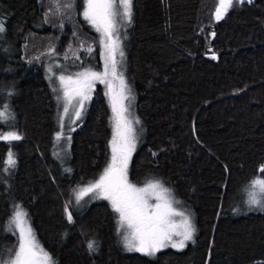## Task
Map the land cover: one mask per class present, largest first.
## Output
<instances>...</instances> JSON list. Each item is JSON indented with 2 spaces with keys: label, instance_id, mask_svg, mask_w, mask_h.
Instances as JSON below:
<instances>
[{
  "label": "trees",
  "instance_id": "obj_1",
  "mask_svg": "<svg viewBox=\"0 0 264 264\" xmlns=\"http://www.w3.org/2000/svg\"><path fill=\"white\" fill-rule=\"evenodd\" d=\"M218 2L132 0L131 23L122 31L142 128L129 179L168 186L196 225L185 248L152 257L122 245L105 202L66 218L73 188L105 166L111 132L106 87L98 84L71 135V170L61 169L53 154L58 101L44 52L50 43H71L82 55L85 47L59 34L93 35L79 13L81 0L76 25L50 15L46 0H0V86L9 80L13 87L8 98L0 89V109L7 105L9 113L0 134L21 136L0 141V258L17 242L8 220L18 204L54 264H264V211L233 212L252 177L264 176V0H234L216 20ZM9 148L15 166L6 171Z\"/></svg>",
  "mask_w": 264,
  "mask_h": 264
},
{
  "label": "snow or ice",
  "instance_id": "obj_2",
  "mask_svg": "<svg viewBox=\"0 0 264 264\" xmlns=\"http://www.w3.org/2000/svg\"><path fill=\"white\" fill-rule=\"evenodd\" d=\"M57 11L61 7L69 8L70 3L61 5V0H53ZM243 3L244 0H236ZM251 2V0H249ZM234 0H219L215 11V19L220 20L233 6ZM85 18L96 27L101 33L100 44L107 52L105 57L104 72H96L91 69H85L83 72L73 76L59 75L55 79L59 81V89L63 95L57 96L58 101H64V113L69 112V105L75 100L79 103L80 109L84 107V101L91 98L90 93L95 86V82L106 83L108 93L111 97L112 110L116 115L112 145V157L103 173L94 182H90L87 187L81 188L76 196L79 202L83 196L91 193L93 198L97 196L110 201L113 211L118 213L120 228L123 229V241L125 247L129 250L143 252L146 255H154L158 250L171 246L182 249L186 241H191L195 232L194 225L188 216L183 212H177L173 207L176 203L171 194V190L165 188L160 181H148L143 187H137L128 180V163L131 152L135 148L136 136L125 113L128 108L124 101L128 99L124 95L126 85L124 84L123 74H117L116 54L119 50L121 58L124 52L120 45V37L117 34L122 21L131 23L132 19V0H85ZM5 31L3 21H0V33ZM91 51V47L88 49ZM215 53H213V57ZM102 57L104 52L102 51ZM109 63L111 65V75L120 80L119 95L112 94V83L109 77ZM51 71V68L49 69ZM119 105V107H118ZM8 106L0 109V120H5L9 113ZM75 109L77 118L81 116V110ZM62 119V118H61ZM139 124V120L135 121ZM63 121L61 127L63 128ZM63 135L57 133V139ZM21 136L14 131L0 134V141H16ZM70 140V137H69ZM5 170L15 166V154L9 148L7 158L4 161ZM260 171L264 173V165ZM253 188L259 189L260 199L253 192L250 195V204H264V178L257 177L251 182ZM155 196L156 203L149 204V199ZM67 211V207L65 209ZM180 215L183 217L182 230H177V226L172 222V216ZM68 219L71 221V214ZM11 222L15 225V230L19 233L18 246L11 250L7 260L0 258V264H54L47 252L40 248L35 240L34 233L27 221V213L23 211L20 205L15 206V211ZM180 237V239H174ZM90 250L95 249L94 242H89ZM38 252L42 254V259L38 260Z\"/></svg>",
  "mask_w": 264,
  "mask_h": 264
},
{
  "label": "rangeland",
  "instance_id": "obj_3",
  "mask_svg": "<svg viewBox=\"0 0 264 264\" xmlns=\"http://www.w3.org/2000/svg\"><path fill=\"white\" fill-rule=\"evenodd\" d=\"M46 2H47V8H49V14L52 15L53 17L61 18V19L66 18L68 20H66V19L65 20L68 21V23H71L70 22L71 19H72V22H74V20L76 19L77 14H78V10L75 9L77 0H61V5L70 3L71 7H69V8L61 7L59 11L56 10L53 0H46ZM85 7H86L85 0H81V4L79 7V13H80L81 17L84 19V21L86 22V24L88 25V27L90 28V31H93L92 32L93 35L88 36V35H85L82 33L80 34V32H76V33L75 32L65 33L63 31L59 32L60 35L64 36L65 40H69L71 42H74V44H76L78 46H79V44H81L79 46V49L81 47H85L83 49L81 48L82 55H80L76 51L71 50V47L73 46V44L71 45V43H70V45L67 43H64L59 48L56 47V44L50 43L49 46L47 47L46 51L44 52V54L46 56V59H44V61H45L44 68H45L46 77H47L49 83L56 89H59L60 86H59V81L56 80L55 78L61 74L65 75V76H73V78L75 79L74 74L79 73V72H83L85 69H91L93 71L101 72V73L104 72V70H105V57L107 56V52H106V50H104L102 48V46L100 44L101 33L98 32L96 30V27L93 26V24H91L85 18L84 14H83L85 11ZM73 24L74 25L77 24L76 20ZM127 24L128 23L126 21H122L120 24V27L118 29V33H117L120 37V45H121V48L124 52V56H125V47H124L125 35L123 34L122 31L125 29ZM83 43H86V44L84 45ZM89 47H91V49H92L91 51L88 50ZM102 51L104 52V57H102ZM7 52L9 54H12L13 53L12 48H7ZM124 56H123V58H121L119 55V50L117 51V54H116V60L118 61V63H117V74H119V73L123 74L124 84L126 85L125 90H124V95L128 97V99H126L124 101V105L128 108V112L125 113L124 115L126 116V118L129 121L132 122V127L134 129V133L136 136L135 148L131 152L129 163H128V169H130V162H131L132 155L135 152L138 144L140 143V141L142 139V132H141L142 128H141L140 123L139 124L135 123V121L139 120V119H138L136 112H135L134 94H133L131 85L129 84V82H127L128 80H127V76H126V70H125L126 69V63H125V57ZM77 59L79 61H77ZM50 68H51V71H49ZM109 73L110 74H109L108 79L112 83V94L118 96L119 92H120V87H121L120 80L112 77L110 63H109ZM98 84L105 86L106 87V93H108L109 89H108V85L106 83H100L99 81H96L95 86ZM0 89L6 94V96L12 94L13 93L12 82H10L8 80L7 83L5 82V83L1 84ZM56 95L62 96L63 93H62V91H59V92L56 91ZM7 98H8V96H7ZM107 100H108L109 108L111 111V118L109 120L111 132H110V139H109V145H108L109 146L108 159L106 161L105 166L102 168V170L99 171L98 175L95 178H93L92 180H89L87 182L80 183L73 188L72 199H71L72 201L66 205L67 211L65 210L67 219H68L69 213L71 214V220L73 219L72 210H81L92 202H105L110 206V209H112V211H113V208H112L109 200L104 199V198L99 197V196H97L96 198H93V195L91 193L83 196L79 202H77V200H76V196H77L79 190L81 188L87 187L90 182H94L95 180H97L99 178V176L103 173L104 169L107 167V165L110 162L111 157H112V145H111L110 141L113 140V136H114L116 115L112 110L111 97L109 95H107ZM57 101H58V99H57ZM86 103H87V100L84 101V107H85ZM84 107H83V109H80L79 103H76L74 100L73 103L69 105V112L67 114H65L64 113V101L63 100L58 101L57 124H56V130L54 132L53 154H54L56 160L58 161V163L60 164L61 169L64 172H69L71 170L70 163H69L71 135H72L73 130L76 127L77 122L79 121V119L83 115ZM118 107H119V105H118ZM75 109L81 110V116L79 118H77L75 115ZM62 121H63V125H64L63 128L61 127ZM10 131L11 130H6V131H4V133L10 132ZM58 132L63 133V135L59 139H57V133ZM69 137H70V140H69ZM8 151H7V153H8ZM7 153H6V157H7ZM257 177L264 178V176L261 174H257L254 177H252V179L249 181L247 186L242 190L243 191L242 197L239 201V204H236V206L234 207V211H233L234 213H246V212H250V211H256V212H263L264 211V204L258 203V204L253 205V204H250L248 202L250 195L253 192H255L257 194L258 199L261 198L260 194H259V189L253 188L251 186V182ZM128 180L130 183L135 184L137 187H143L149 181V180L145 181L141 184L132 182L129 179V170H128ZM151 181H157V180H151ZM163 186L165 188L170 189L165 184H163ZM172 193L173 192L171 190V194ZM172 198L176 202L173 204V207L176 209V211L178 213L183 212L185 214V216H188L191 223L194 225V228L196 230L195 219L193 218L194 214L191 211V209L189 207L185 206V204L182 203V201L179 200L174 194H172ZM156 202L157 201L155 199V196H152L149 199V204L154 205ZM15 206L13 207V210H12V212L9 216V220H8V228L16 236V239H17V242H16L15 246L13 247V249L18 246V239H19V233L15 230V225L11 222L14 211H15ZM21 208L25 212V210L22 206H21ZM113 213H114L115 221H116L117 234L119 236V239H120L122 245L125 247V244L123 241V229L118 231V229L120 228L118 213H116L114 211H113ZM171 219H172V222L177 226V230H182L183 217H181L180 215H174V216H172ZM27 221L29 224L28 218H27ZM195 235H196V231L194 232L193 239L191 241L185 242V246L194 240ZM174 239L178 240V239H180V237H174ZM39 246H40V248H42L44 250V252H47L40 244H39ZM167 248L181 250L178 248H173L171 246L165 247L163 249H167ZM163 249H160V250H163ZM160 250H158V251H160ZM132 251H135V250H132ZM10 252L8 253V255H6L7 258L5 256L6 259L4 258V260L8 259ZM136 252H139V251H136ZM47 253L49 254V252H47ZM139 253L146 255L143 252H139ZM154 255H147V256L153 257ZM49 256L51 257L50 254H49ZM39 259H42V254H40L38 252V260ZM51 259H52V257H51ZM52 261H53V259H52Z\"/></svg>",
  "mask_w": 264,
  "mask_h": 264
},
{
  "label": "water",
  "instance_id": "obj_4",
  "mask_svg": "<svg viewBox=\"0 0 264 264\" xmlns=\"http://www.w3.org/2000/svg\"><path fill=\"white\" fill-rule=\"evenodd\" d=\"M245 2L251 3V2H255L256 0H251V2H249V0H244ZM219 3V2H218Z\"/></svg>",
  "mask_w": 264,
  "mask_h": 264
}]
</instances>
